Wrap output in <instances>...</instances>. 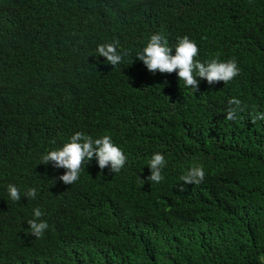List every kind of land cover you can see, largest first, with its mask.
Listing matches in <instances>:
<instances>
[{
	"label": "trees",
	"instance_id": "obj_1",
	"mask_svg": "<svg viewBox=\"0 0 264 264\" xmlns=\"http://www.w3.org/2000/svg\"><path fill=\"white\" fill-rule=\"evenodd\" d=\"M187 36L196 60L235 59L224 84L152 74L136 53ZM119 41L116 67L96 57ZM244 111L225 119L228 100ZM264 0H0V264H261L264 256ZM110 135L119 173L96 158L65 185L41 157L75 132ZM165 156L151 183L152 155ZM203 166L200 185L177 186ZM15 185L21 200L10 199ZM29 188L36 197L27 198ZM39 208L42 238L28 221Z\"/></svg>",
	"mask_w": 264,
	"mask_h": 264
},
{
	"label": "clouds",
	"instance_id": "obj_2",
	"mask_svg": "<svg viewBox=\"0 0 264 264\" xmlns=\"http://www.w3.org/2000/svg\"><path fill=\"white\" fill-rule=\"evenodd\" d=\"M118 45L119 41L98 45L96 57H104L106 64L116 67L122 63L123 57L128 54L127 52H118ZM174 49L175 54L173 55V47L168 45L167 39L160 34H153L146 46L136 53L135 60L142 61L152 74L177 72L179 81H183L186 88L195 92L199 90L197 77L206 80L209 85L221 81L227 84L240 73V68L235 59L226 62H221L219 58H212L204 62L196 60L195 57L199 54V48L187 36L179 38ZM242 111H244L242 101L232 97L228 100L225 119L235 120L236 113ZM257 120H264V114H257L252 117V123H256ZM93 157L96 158L101 174L105 168H108L111 173H119L127 160L122 149L113 143L110 135H103L94 139L92 136L79 131L75 132L61 148L44 154L41 160L44 165L54 162V168L65 169V173L58 179L65 185H71L79 179L85 162L90 163ZM166 164L163 154L154 153L147 165L150 169V175L141 179V183L147 181L158 184L163 181L162 171ZM205 175L203 166L189 168L179 177L182 183L177 186L178 190L184 191L186 185H200L204 181ZM8 193L12 201L19 202L21 200V193L15 185H8ZM36 193L35 188H29L24 196L34 199ZM42 215L41 210L35 208L33 219L27 222L30 234L36 238H42L45 230L49 227L48 223L41 219ZM260 261L261 264H264V256L260 257Z\"/></svg>",
	"mask_w": 264,
	"mask_h": 264
}]
</instances>
